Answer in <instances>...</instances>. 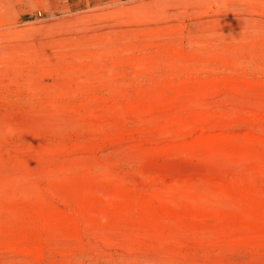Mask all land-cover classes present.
Listing matches in <instances>:
<instances>
[{
  "label": "rangeland",
  "instance_id": "1",
  "mask_svg": "<svg viewBox=\"0 0 264 264\" xmlns=\"http://www.w3.org/2000/svg\"><path fill=\"white\" fill-rule=\"evenodd\" d=\"M0 264H264V0H0Z\"/></svg>",
  "mask_w": 264,
  "mask_h": 264
}]
</instances>
